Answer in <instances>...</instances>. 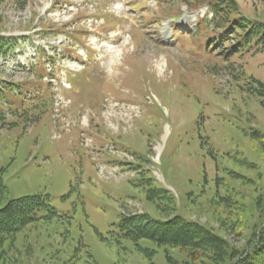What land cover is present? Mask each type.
<instances>
[{"label":"rangeland","instance_id":"374dc122","mask_svg":"<svg viewBox=\"0 0 264 264\" xmlns=\"http://www.w3.org/2000/svg\"><path fill=\"white\" fill-rule=\"evenodd\" d=\"M146 1L0 0L13 44L0 57V175L8 199L45 194L55 211L17 234L6 264L191 261L116 235L130 212L195 220L240 251L260 224L264 0H233L214 20L205 0ZM181 10L200 19L163 44ZM153 187L170 191L172 210L146 199Z\"/></svg>","mask_w":264,"mask_h":264},{"label":"trees","instance_id":"16d2710c","mask_svg":"<svg viewBox=\"0 0 264 264\" xmlns=\"http://www.w3.org/2000/svg\"><path fill=\"white\" fill-rule=\"evenodd\" d=\"M199 0H177V4H192ZM214 18L221 11L233 4V0H213ZM259 41L264 42V23L254 25ZM13 49L10 38L0 36V57H4ZM264 88L262 83H259ZM5 87V86H3ZM2 89V88H1ZM1 93V90H0ZM4 114L0 112V116ZM4 122H0V128ZM150 186V180L146 181ZM8 190L0 175V264L13 261L10 252L16 248L14 243L18 233L27 226L35 225L43 218L50 220L55 211L47 201L45 194L26 195L14 199L7 198ZM146 199L162 210H172L173 196L163 188H149ZM163 206V207H162ZM254 206L257 217L261 220L254 226L250 238L244 248L233 249L228 242L212 229L195 220H185L180 216H167L164 220L152 218L147 213L121 214L118 223L112 224L115 234L121 238L137 243L148 239L159 246L179 247L184 250L191 261L183 264H196V261L209 259L213 264H264V193L255 198ZM155 251L149 250L153 254ZM174 264V259L168 257Z\"/></svg>","mask_w":264,"mask_h":264}]
</instances>
